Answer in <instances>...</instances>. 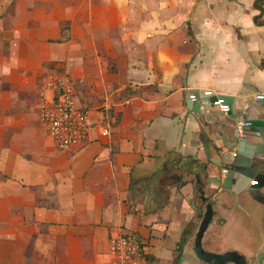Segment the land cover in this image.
Returning <instances> with one entry per match:
<instances>
[{
	"label": "crops",
	"instance_id": "0c3cea01",
	"mask_svg": "<svg viewBox=\"0 0 264 264\" xmlns=\"http://www.w3.org/2000/svg\"><path fill=\"white\" fill-rule=\"evenodd\" d=\"M254 2L0 0V264H115L109 242L125 233L145 264H202L182 257L201 187L223 206L204 248L264 264V203L222 191L236 122L264 102ZM51 72L88 111L82 145L58 149L41 126ZM191 89L235 97L232 111L207 122Z\"/></svg>",
	"mask_w": 264,
	"mask_h": 264
},
{
	"label": "water",
	"instance_id": "95a60500",
	"mask_svg": "<svg viewBox=\"0 0 264 264\" xmlns=\"http://www.w3.org/2000/svg\"><path fill=\"white\" fill-rule=\"evenodd\" d=\"M199 90H188L186 94V107L193 113L204 115L207 122L210 113L226 114L233 109L235 97L231 95L213 94ZM257 95V104L260 110L246 103L249 117L244 115L250 124L244 128V135L239 136L236 151L226 169L222 191H228L230 199H236L245 205L246 199H258L264 203V102ZM220 100L221 105H227L228 111L224 113L214 103ZM204 137V134H202ZM200 203L196 206V221L193 228L192 253L193 257L182 256L191 262L196 260L202 264H253L239 251L227 250L223 252L210 251L203 246V237L209 226L216 219L221 220L219 207H223L218 198L205 194L204 189L198 188ZM245 198V199H244Z\"/></svg>",
	"mask_w": 264,
	"mask_h": 264
},
{
	"label": "built area",
	"instance_id": "2783aa9c",
	"mask_svg": "<svg viewBox=\"0 0 264 264\" xmlns=\"http://www.w3.org/2000/svg\"><path fill=\"white\" fill-rule=\"evenodd\" d=\"M45 88L50 90V94L41 92L39 120L55 146L64 150L85 143L90 130L89 115L85 108L76 105L70 77L51 72L45 81ZM214 103L224 113L228 111V106L221 105L220 100ZM249 124L244 115H240L236 122L238 134L244 135V128ZM101 127V135H107L108 127ZM222 173H226L225 168ZM109 253L115 264H145L143 244L130 233L112 237Z\"/></svg>",
	"mask_w": 264,
	"mask_h": 264
},
{
	"label": "trees",
	"instance_id": "16d2710c",
	"mask_svg": "<svg viewBox=\"0 0 264 264\" xmlns=\"http://www.w3.org/2000/svg\"><path fill=\"white\" fill-rule=\"evenodd\" d=\"M254 5L259 10V14L254 17V22L256 24H262L264 22V17L262 18L264 14V0H255ZM261 65L264 66V60Z\"/></svg>",
	"mask_w": 264,
	"mask_h": 264
}]
</instances>
